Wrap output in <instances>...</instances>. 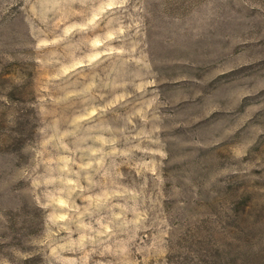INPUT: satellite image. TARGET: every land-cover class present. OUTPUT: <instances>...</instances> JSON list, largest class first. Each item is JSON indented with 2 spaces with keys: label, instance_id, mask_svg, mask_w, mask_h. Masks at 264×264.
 <instances>
[{
  "label": "rangeland",
  "instance_id": "obj_1",
  "mask_svg": "<svg viewBox=\"0 0 264 264\" xmlns=\"http://www.w3.org/2000/svg\"><path fill=\"white\" fill-rule=\"evenodd\" d=\"M0 264H264V0H0Z\"/></svg>",
  "mask_w": 264,
  "mask_h": 264
}]
</instances>
